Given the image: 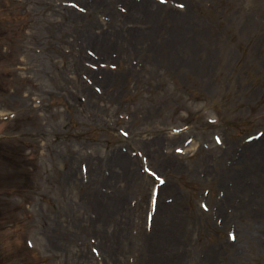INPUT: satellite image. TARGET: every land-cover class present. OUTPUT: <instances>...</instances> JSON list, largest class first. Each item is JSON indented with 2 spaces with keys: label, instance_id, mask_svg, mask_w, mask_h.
<instances>
[{
  "label": "rangeland",
  "instance_id": "1",
  "mask_svg": "<svg viewBox=\"0 0 264 264\" xmlns=\"http://www.w3.org/2000/svg\"><path fill=\"white\" fill-rule=\"evenodd\" d=\"M169 1L189 9L190 39L160 45L170 20L130 13L148 51L130 32L129 50L112 40L106 58L92 21L116 17L93 0H0V264H144L141 234L174 223L185 264H264V167L240 151L264 138V0ZM147 169L164 178L153 194ZM237 180L244 207L217 212Z\"/></svg>",
  "mask_w": 264,
  "mask_h": 264
},
{
  "label": "bare ground",
  "instance_id": "2",
  "mask_svg": "<svg viewBox=\"0 0 264 264\" xmlns=\"http://www.w3.org/2000/svg\"><path fill=\"white\" fill-rule=\"evenodd\" d=\"M118 1L125 2V5L128 7L129 13L123 14L121 13V10H118L116 6V2ZM185 1L191 7L190 1L189 0H185ZM93 2H95L98 6H100L103 12L106 13L107 16H110L111 19H112V16L116 17L115 22L110 23L107 26H99V24L95 20L92 21L93 25L97 28V29H94L93 32L97 33L98 35L96 38H93V39L91 38L92 42L95 41L93 43L95 45V48L99 51L97 53L100 55L105 54L106 58H108L106 54V48L108 47V45H110V42H112V40L114 41V43L116 42L118 44V47L120 48L123 47V52H126L129 50L130 42L128 43L127 39H125L124 36L128 35L129 37L130 32L132 33V35L134 34L133 36L135 37V40H136L135 42L138 43V47L142 50H145L146 52L148 51L150 47V44H147V41L150 40L149 35L147 37L145 35L146 33H143L144 31L143 32L139 31L138 29H141L140 27L131 31L132 26L130 25V22H131L130 13H133V14L147 13L149 14L148 16L150 17H154L155 15H158L157 16L158 18H160V16H163V18L165 19L167 18L168 21L170 20L169 23H171L177 29H175L174 32L172 31V32H167L166 34H163L162 35L163 40L161 41L160 45L163 42H165L167 45L175 44V47H176V45H178L179 43L190 39L191 33H190V28H188V26H191V29L193 31L195 30V27H196L195 24L193 23V17L190 15L189 9L187 12L186 11L181 12L179 10H176L170 5L169 0L163 4H160L153 0H138V1H135V0H93ZM158 9L161 10L160 13L155 14V10H158ZM186 22H190V25L185 26L184 23ZM113 25H115L114 30L109 28ZM150 26L148 24L147 28L149 29ZM79 53H81V50H79ZM78 57L79 59L77 60V63L75 62L76 66L79 65L80 68L85 71H87L86 69H89L87 72L90 73L91 76L95 78V72L91 70L90 68H87L84 65V63L81 62L83 61V59H85V57H87V55H84L82 53V55ZM124 69L126 70L127 67H124L123 70ZM100 73L103 74L102 78L96 79V80L101 83H105L107 81L108 79L107 74L112 75V72L107 69H100ZM116 75H117L116 73L113 74L112 76L113 81L116 80ZM80 86H82V91L85 92L86 95H88L89 99L93 100L94 97L98 96L92 92L91 86L88 85L87 83H84V81H82ZM240 151L241 152L243 151V153L245 154V162L250 161V163H254L253 161H255L257 167H259L260 165L262 166L261 168L264 167L263 166L264 165L263 163L264 161V138H261L259 140L253 139L251 142H244V144H242L240 147ZM119 154L121 155V160L124 166L125 167L127 165L130 166L129 168L130 175L131 173L133 175L136 174L137 177L141 178V174L136 172V170L133 167V164L137 161V159L130 158L129 155L126 157H123V153H119ZM246 156H250V157H246ZM221 173H223V171ZM151 181L152 180H150L149 182ZM238 182L240 181L238 180L232 181L230 186H226V189L230 188L231 190L229 194L225 192V196H223L220 199V203L218 204L220 206L216 208L217 212L218 211L227 212V208H228L227 203H229L230 200L232 203V207H234L235 201L237 202V209L244 207L243 205L244 203H246V201L244 197H242V195L247 193L245 190H247L248 187ZM228 196H231L232 199L230 198L229 200H227ZM98 206L100 208V210L98 211L99 214L104 215L105 211H104V208L102 207L103 205L101 206V202H99ZM247 207H245L244 210H247ZM103 215L101 216L102 219H103ZM98 231H100V228L98 229ZM114 231H116V229H114ZM254 232L256 236H258L259 241L262 242L264 245V228L256 226L254 229ZM112 235L113 233H109L106 236L111 240ZM141 235H142L141 240L143 242L141 249L144 251L143 253H145L147 257V258L145 257L143 258L144 264H154V263L155 264H162V263L163 264H185V259H186V256L188 255L185 251L182 253L180 251V248L177 246L178 245L177 242L181 241V238L183 237V233L179 232L176 223H174V229L168 230L166 232H165V228H159L155 231L152 230L151 231L152 237L150 236L151 237L150 239L148 238V236H146V233L144 232ZM66 236L68 237V235L66 234L63 235L60 233L59 235H55L54 237L57 240L56 242L61 244V242H63L64 239L66 238ZM108 238L103 237L101 245H104L108 241ZM149 240L153 242L154 245H156L154 247L157 249V251H159L158 254H154V255L148 254L149 249H150ZM170 240H172V245H169V247L172 248L173 246H176V249L171 251V248H168L166 251V248L164 247L165 246L164 243L169 242ZM177 247H178L179 252H177ZM110 251H112L111 247H110ZM178 253L181 254V256L179 257L180 259H176V255H178ZM164 254H165V261L162 258H158V256L160 255L163 256Z\"/></svg>",
  "mask_w": 264,
  "mask_h": 264
}]
</instances>
